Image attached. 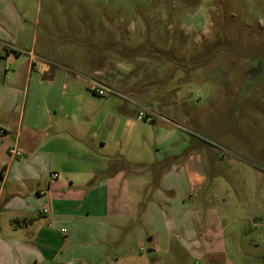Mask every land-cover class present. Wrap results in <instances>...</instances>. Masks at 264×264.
Returning a JSON list of instances; mask_svg holds the SVG:
<instances>
[{
	"label": "crops",
	"instance_id": "1",
	"mask_svg": "<svg viewBox=\"0 0 264 264\" xmlns=\"http://www.w3.org/2000/svg\"><path fill=\"white\" fill-rule=\"evenodd\" d=\"M38 24V0H0V264H233L225 214L211 211V233L206 215L187 209L180 186L199 191L205 179L180 182L188 168L180 137L161 122L174 124L168 107L36 52ZM92 83L116 94L96 96ZM141 109L148 120L137 118ZM142 121L160 125L152 163L133 149L147 140ZM244 218L264 227L258 215Z\"/></svg>",
	"mask_w": 264,
	"mask_h": 264
},
{
	"label": "rangeland",
	"instance_id": "2",
	"mask_svg": "<svg viewBox=\"0 0 264 264\" xmlns=\"http://www.w3.org/2000/svg\"><path fill=\"white\" fill-rule=\"evenodd\" d=\"M38 17L36 52L168 107L174 124L160 121L180 137V182L205 179L199 191L180 186L187 209L211 233V211L225 214L231 263L264 264V227L244 218L264 222V0H38ZM138 126L147 140L134 152L152 163L160 125Z\"/></svg>",
	"mask_w": 264,
	"mask_h": 264
},
{
	"label": "built area",
	"instance_id": "3",
	"mask_svg": "<svg viewBox=\"0 0 264 264\" xmlns=\"http://www.w3.org/2000/svg\"><path fill=\"white\" fill-rule=\"evenodd\" d=\"M91 90H92V93L94 95L99 96V97L105 96L107 94H116L113 90H111V89H109L103 85L97 84V83H92ZM137 118L140 120H148V116H146V113L143 109L138 111ZM8 154L12 158L20 156V153L15 148H10L8 150ZM56 177H57V175L55 173H52L50 175V179H56ZM40 212L45 213L46 210L43 209ZM60 231L63 234L66 232L65 229H61Z\"/></svg>",
	"mask_w": 264,
	"mask_h": 264
},
{
	"label": "trees",
	"instance_id": "4",
	"mask_svg": "<svg viewBox=\"0 0 264 264\" xmlns=\"http://www.w3.org/2000/svg\"><path fill=\"white\" fill-rule=\"evenodd\" d=\"M13 222H14L15 224H19V223H21V221H18V220H14ZM18 222H19V223H18ZM22 223H23V222H22ZM22 223H21V224H22Z\"/></svg>",
	"mask_w": 264,
	"mask_h": 264
}]
</instances>
